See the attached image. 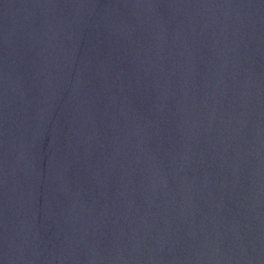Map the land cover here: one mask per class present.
<instances>
[{"label":"water","instance_id":"1","mask_svg":"<svg viewBox=\"0 0 264 264\" xmlns=\"http://www.w3.org/2000/svg\"><path fill=\"white\" fill-rule=\"evenodd\" d=\"M0 264H264V0H0Z\"/></svg>","mask_w":264,"mask_h":264}]
</instances>
